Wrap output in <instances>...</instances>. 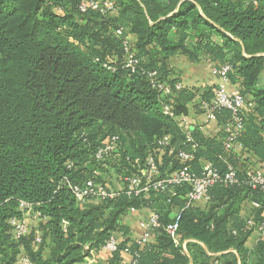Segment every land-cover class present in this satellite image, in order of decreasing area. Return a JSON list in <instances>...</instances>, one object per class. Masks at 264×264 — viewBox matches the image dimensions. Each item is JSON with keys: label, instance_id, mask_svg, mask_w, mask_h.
<instances>
[{"label": "trees", "instance_id": "16d2710c", "mask_svg": "<svg viewBox=\"0 0 264 264\" xmlns=\"http://www.w3.org/2000/svg\"><path fill=\"white\" fill-rule=\"evenodd\" d=\"M83 1L0 0V264H22L23 258L80 264L112 235L127 237L123 217L142 208L160 216L156 242L128 246L124 238L107 264H122L126 249L139 254L140 264H264V238L246 247L253 230L248 219L259 225L264 218V192L245 183L254 160L264 162V0H115L107 15L83 12ZM126 41L138 60L135 72L126 66ZM179 55L231 66L230 82L240 83L254 104L244 118L240 150L225 148L228 109L216 111L222 129L215 138L191 126L193 142L164 114L166 103L177 118L186 117L198 96L196 107L206 114L203 103L214 98L215 88L184 86L171 63ZM149 72L183 87L164 95ZM114 135L117 148L98 160L97 151ZM166 136L170 141L161 147L158 140ZM179 150L193 154L195 172L206 162L222 173L232 166L239 183H217L208 201L186 209L178 243L164 227L185 205L189 186L176 187L171 202L168 193L154 190L148 197L122 190L112 199L80 202L70 190L69 183L88 180L106 185L103 175L110 172L122 189L125 177L145 170L149 155L158 157L160 177L166 176L180 166ZM21 201L32 204L39 224L16 239L10 220L26 217ZM246 202L252 206L244 216Z\"/></svg>", "mask_w": 264, "mask_h": 264}, {"label": "built area", "instance_id": "2783aa9c", "mask_svg": "<svg viewBox=\"0 0 264 264\" xmlns=\"http://www.w3.org/2000/svg\"><path fill=\"white\" fill-rule=\"evenodd\" d=\"M255 1V0H254ZM80 8L83 12L88 9L98 11L102 15H107L115 11V0H85L81 3ZM122 34L123 30L117 31ZM127 55L128 68H131L133 72L136 71V64L138 60L134 54L130 53L128 41L125 42ZM231 70L230 65L222 66L221 68H214V74L219 75L225 84L216 86L214 89V98L211 102H204L203 108L206 111V117L209 121L216 119V111L219 109H228L231 111V117L226 124V139L225 148L228 151L240 150L242 145L238 139L244 131L245 127V115L253 108L254 104L245 96L239 89L229 90L226 88V84L230 82L228 78V72ZM152 78V85L157 88L164 95H169L175 90H180L183 87L182 83H177L171 86L167 83L161 82L155 78L156 72H149L148 74ZM164 114L177 119L179 126L186 132L187 141L193 142L190 132V122L186 117L177 118L172 108L168 104L163 106ZM119 136L114 135L108 138L104 145L96 153L98 160L103 159L110 152L114 151L118 146ZM170 139L168 136L158 140V144L163 147L167 146ZM195 148V145H193ZM170 153H175V149H171ZM176 157L180 163V166L173 172L166 176L160 177L158 157L156 155H149L145 161V170L137 175L127 176L124 178V188H112L111 186L96 183L93 180H88L84 184H70L69 187L75 198L80 202H85L88 199L95 198L99 200L112 199L119 196L122 190L128 195L144 196L148 197L151 191L166 192L169 195L168 202H171L172 197L176 195L175 188L178 186H189V191L186 195V203L180 211L177 212L175 219L172 223L164 227L165 231L178 243L177 230L182 219L183 212L195 206L198 202L204 200L208 201L209 189L217 183H222L226 186L238 184L237 170L232 166L228 167L225 173L219 171V169L211 162H206L201 172H195L191 167V161L193 160V154L184 150H179ZM245 183L253 189H260L264 192V172L261 169L248 170ZM254 207H259L258 203H253ZM21 210L32 212V204L21 201ZM136 211L131 209V212ZM39 216V213H36ZM10 224L13 227V231L16 239H20L25 236L29 231V224L26 217L12 218ZM248 229H257L260 233L259 240L264 238V218L259 225H256L254 218H250L247 221ZM161 221L160 216L155 211L147 218H143L140 221V227L142 233L137 240L139 247L146 245L152 238L155 230L160 228ZM37 243L41 242V238L36 239ZM119 249V243L117 238L112 235L104 246V250L114 253ZM127 250V249H126ZM128 251V250H127ZM129 252V251H128ZM139 254L135 253L132 257L130 264H140L138 261ZM22 264H32L28 258L22 259Z\"/></svg>", "mask_w": 264, "mask_h": 264}, {"label": "crops", "instance_id": "0c3cea01", "mask_svg": "<svg viewBox=\"0 0 264 264\" xmlns=\"http://www.w3.org/2000/svg\"><path fill=\"white\" fill-rule=\"evenodd\" d=\"M130 40L136 41V36L131 34L129 36ZM214 40H217V37H213ZM172 67L177 71L179 74L181 81L183 82L184 86L190 90H200L203 91L205 89H213L216 86L225 84L222 78L214 74V63L210 60H202L200 62L191 61L188 57L179 55L175 56L171 60ZM263 77L261 76L260 83L264 86V72ZM226 88L229 90H236L240 89V83H231L225 85ZM200 96L195 99V101L191 102L188 105V114L186 118L190 122L191 126L198 127L205 135L209 138H215L221 132L222 126L216 120L209 121L206 117L205 113H202L196 104L200 103ZM264 135V133H263ZM163 152L159 155V159L162 160ZM252 166L253 169H261L264 172V162H260L258 160ZM198 202L197 204H199ZM252 203L246 202L242 206V215L247 216L250 215ZM254 206V205H253ZM154 212L151 208H142L137 209L134 212H130L127 216L123 217L121 223L122 225L126 226L129 230L127 237L122 234L123 232L119 233L118 235V243L124 238H130L128 246L133 245L142 233V228L140 227V221L143 218H147L150 214ZM26 219L28 224L31 227H36L39 224V219L36 218V215L33 212L26 213ZM253 229L248 241L246 242V247L252 249L257 242L259 241V231ZM156 233L154 232L151 242H156ZM256 240H253V238ZM126 250L122 251V257L124 261L122 264H129L132 260V255L129 252H125ZM49 252L45 251L44 256L47 257ZM111 253L101 249L100 251H94L91 257H88L84 260V262L80 264H107L111 257Z\"/></svg>", "mask_w": 264, "mask_h": 264}, {"label": "rangeland", "instance_id": "374dc122", "mask_svg": "<svg viewBox=\"0 0 264 264\" xmlns=\"http://www.w3.org/2000/svg\"><path fill=\"white\" fill-rule=\"evenodd\" d=\"M262 77H263V75H262ZM103 180L105 182L104 184H106L107 186H111L112 188H114V187L119 188L120 187V183L118 181L119 179L117 178V175L114 172L105 173L103 175ZM259 235H260V233H259ZM252 238H253V240H256V238H254V237H252Z\"/></svg>", "mask_w": 264, "mask_h": 264}]
</instances>
